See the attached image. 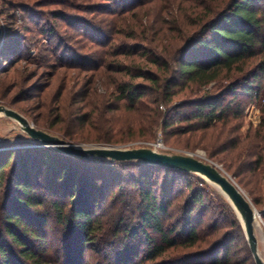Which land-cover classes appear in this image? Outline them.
<instances>
[{
  "label": "trees",
  "instance_id": "trees-1",
  "mask_svg": "<svg viewBox=\"0 0 264 264\" xmlns=\"http://www.w3.org/2000/svg\"><path fill=\"white\" fill-rule=\"evenodd\" d=\"M195 1L137 0L132 12L109 11L107 23L112 36L108 41L104 37L92 40L96 49L82 55L83 63L76 67L92 71L81 99L89 111L77 118V125L81 128L90 125L96 131L95 141L151 140L158 127L162 128L167 140L176 134L204 129L225 133L232 120L244 114L242 102L237 99L240 94L251 99L264 95L260 81L264 77V0H222L214 4ZM146 4L149 7L144 8ZM92 12L107 11L95 8ZM10 24L2 22L0 56L8 57L20 51V36L11 31ZM47 29L54 32L53 27ZM88 61L90 64L85 65ZM100 87L104 88V93ZM228 95H232L234 101L222 106L221 100ZM175 105L195 107L183 115L180 121L185 125L181 128L174 127L177 122L170 119ZM110 112L113 113L109 115ZM262 112L260 129L255 136L247 137L260 140L262 150H259L261 144L242 145L239 140L228 138L222 144L220 152L232 154V159L226 163L227 170L237 178H242L245 172L264 169V104ZM56 131L69 139L81 136L78 131L67 132L62 126ZM44 148L48 149L46 158L53 156V163L59 166L55 170L56 177L60 181L64 179L65 185L69 184L71 193L69 210L59 200L51 202L56 221L81 244L75 252L66 250L70 246L74 249V243L63 244V251L54 249L56 256L50 263L84 264L87 245L99 240L102 229V222L95 217L92 208L93 202L97 206L96 196L91 195L92 177L79 173L74 164V158L88 159L52 147ZM14 155L0 157V189L5 183L10 187L0 205V264H49L44 255L48 253L34 249L27 237L44 241L46 236L40 230L27 231L28 227L23 226L34 224L27 213L43 201L38 198L30 178L29 161L16 159ZM101 159L112 165L136 164L140 168L161 169L166 171L167 178L171 174H193L140 161ZM139 189L140 231L144 234L147 251L138 262L135 261L138 256L125 258L117 253L113 264H172V257L168 256L170 251L201 248L198 229L201 221L193 218V212L203 202L200 189L191 190L183 202L184 219L174 222L168 221L172 199L160 201L152 190L144 186ZM129 230L136 234L138 229ZM7 238L20 248L17 259H14L15 253ZM218 256L216 253L211 263L203 264H230L227 256L225 259Z\"/></svg>",
  "mask_w": 264,
  "mask_h": 264
},
{
  "label": "rangeland",
  "instance_id": "rangeland-1",
  "mask_svg": "<svg viewBox=\"0 0 264 264\" xmlns=\"http://www.w3.org/2000/svg\"><path fill=\"white\" fill-rule=\"evenodd\" d=\"M4 1H0V22L6 25L11 23V31L19 34L21 45L17 53L12 51L8 57L5 54L0 56V105L18 111L36 128L83 148L149 147L169 154L192 155L217 164L233 177L254 207L262 213L261 217H257L255 233L259 255L264 261V169L256 173L245 172L242 178H237L226 167V163L232 159L231 152H220L227 138L230 141L239 140L242 145L261 144L259 150H262L260 140L247 137L255 136L261 127L264 95L259 99H251L248 95L240 94L237 99L242 102L244 114L241 118L233 119L225 133L204 129L176 134L167 140L162 128L158 127L151 140L137 138L115 143L95 141L93 135H96V131L90 125L82 128L77 125V118L89 111L81 99L92 71H82L76 67L83 63L82 55L90 54L96 49L92 40L104 37L108 41V37L112 36L107 23L109 13L126 10L128 13L132 12L137 0ZM218 1L222 0H196L195 3L214 4ZM54 2L58 3L52 4ZM147 7L149 4L144 5V8ZM95 8L107 12H92ZM48 27H53L54 32L49 31ZM260 81L264 86V77ZM100 91L104 93V88L100 87ZM234 99L232 95L225 96L221 100L222 106ZM179 103L180 101L177 104ZM179 106L175 105L176 110L172 112L170 119L177 122L174 127L181 128L185 125V122L180 121L183 115L190 113L195 107ZM161 108L165 107L161 105ZM60 126L67 132L78 131L81 136L69 139L56 131ZM45 151L48 149L38 146L18 121L0 114V157L14 153L16 159L24 158L29 161L30 178L35 184L38 198L43 201L40 206L30 208L29 214L27 213L34 224L23 226L28 227L27 231L40 230L46 236L44 241L35 240L30 235L27 237L34 249L48 253L44 255L51 264L56 256L54 249L63 251V244L74 243V249L70 246L66 250L68 249V253L75 252V248L81 244L77 237L68 235L56 221L51 202L59 200L69 210L71 193L69 184L65 185L64 179L60 181L56 177L55 170L59 166L53 163V156L46 158ZM74 161L79 173L92 177L91 195L96 196L97 201V206L93 202L92 208L96 212L95 217L102 222L99 240L87 245L85 249L82 260L84 264H109L117 253L125 258L138 256L136 262L143 259L147 244L140 231V186L152 190L160 201L164 198L172 199L168 221L173 222L184 219L183 202L190 196L191 190L200 189L202 192V206L193 212L194 220L201 221L198 229L201 232L202 246L170 251L168 256L172 257V264L211 263L216 253H219L220 259L227 256L230 264H256L239 214L222 190L205 177L199 174H171L167 178L166 171L161 169L140 168L136 164L112 165L103 162L101 158H89L88 161L74 158ZM8 188L10 189L9 184L5 183L0 189V205L4 202ZM134 228L138 229L136 234L129 230ZM24 229L23 227L21 231ZM116 234L119 235L116 237ZM7 240L13 247L14 259H17L16 254L20 248L12 240Z\"/></svg>",
  "mask_w": 264,
  "mask_h": 264
},
{
  "label": "water",
  "instance_id": "water-1",
  "mask_svg": "<svg viewBox=\"0 0 264 264\" xmlns=\"http://www.w3.org/2000/svg\"><path fill=\"white\" fill-rule=\"evenodd\" d=\"M3 34L4 31L0 22V47L2 46ZM0 114L18 121L22 129L41 147H54L67 154L86 159L103 158L111 161H140L144 164L158 165L205 177L208 181L217 185L231 201L243 222L255 263L264 264L259 255L258 239L255 233L257 217H261L262 213L254 207L233 177L223 171L217 164L201 160L192 155L169 154L149 147L131 149L115 147L83 148L75 143H69L59 136L36 128L25 116L12 108L0 105Z\"/></svg>",
  "mask_w": 264,
  "mask_h": 264
}]
</instances>
